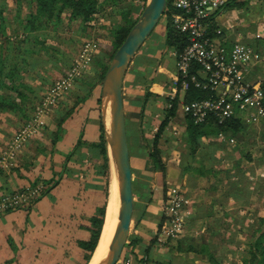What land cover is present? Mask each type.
Here are the masks:
<instances>
[{
    "label": "crops",
    "instance_id": "crops-1",
    "mask_svg": "<svg viewBox=\"0 0 264 264\" xmlns=\"http://www.w3.org/2000/svg\"><path fill=\"white\" fill-rule=\"evenodd\" d=\"M261 4L259 9L261 11L257 16L259 20L257 33L260 40L264 41V3ZM114 12L116 13L115 22H119L121 16L117 14L118 10ZM78 25L80 26V22ZM226 29L230 31L229 28ZM153 33L155 35V32ZM225 34L232 39L238 35L233 31L228 34L225 32ZM157 35L159 40L163 37L159 33ZM241 40L253 47L252 43L242 34ZM159 44L154 43L148 47L147 52L150 48L160 50L165 45ZM141 51H138L137 55L147 54V52L142 53ZM161 55L159 62L155 64L158 65V77L161 76L162 69H165V83H160V80L157 79L149 85V90L158 95V103L152 108V112L148 110L141 117L143 97L141 101H135L136 96L138 97L144 89L133 85L136 74L132 70L133 61L124 79L123 101L131 135L129 146L133 178L134 182L147 183L152 193L147 197H141L136 193L134 186L135 206L130 227V239L124 256L117 264H212L208 259L207 252L213 253L218 261L217 264H243L244 257L248 254L249 244L255 239L257 232L263 228L261 220L264 218V172L258 170L264 171V162L255 164L253 169H246L244 173L235 169L228 170L226 186L219 193L214 190V187L210 189L194 187L193 180L195 178L188 177L189 172L184 169L191 161L192 155H190L185 140L186 115L178 103L175 116L169 120L159 140L162 159L166 166L165 174L153 170L149 152L152 151V142L159 126L166 117V108L172 107L171 102L173 101L167 94L170 90L167 79L170 81V76L175 69V58L171 49L167 54ZM166 58L168 61L166 60V63L162 65ZM156 61L158 60L156 59ZM247 78L251 81H264V75L259 76L258 80L251 77V65L248 68ZM141 94L144 95V91ZM150 100L149 102H151ZM36 105L34 98L27 102L25 115L28 119ZM88 105L91 107L88 108ZM87 106L64 121V131L57 141L54 151L50 146V149L41 147V143H48L52 146V133L56 130L54 122L56 117L60 116L58 111H55L56 109L51 114L49 113L46 127L40 132L37 139L27 144L24 151L19 154L17 165L12 169L4 168L0 175V195L8 190L17 191L30 186L36 181L49 182L60 178L57 180V185L51 188L47 195L36 201V212L33 211L35 214L30 212L33 213L34 225L31 224L32 222L24 220L27 212L23 209L0 216V264H7L15 259L21 261L24 258L39 261V252L35 255L31 254L32 244L27 242L26 238H31L32 234L37 238L36 240H39L40 237L47 238L50 229L48 226H51L49 218L63 219L61 216L67 215V194L73 192L67 193V176L65 177L66 173H62L66 161L65 155L74 148L82 136L81 134H83L82 139L93 142L97 140L99 133L97 101H89ZM16 120L18 123V118ZM21 124L16 128H19ZM140 131L144 132V138ZM218 139L219 144L223 143L220 136ZM201 143L208 144V140L202 138ZM168 144L174 147L170 148ZM201 148V156H204L203 153L206 156L204 163L207 168L215 167L214 165L218 164L221 159L218 153L223 151L218 150L216 153H212L210 149ZM38 149L41 150V153L43 150L46 153L41 154L37 151ZM222 160L226 163L225 158ZM73 163L76 164L69 162L68 165L71 166ZM199 175L200 180L210 176L209 174ZM189 180L193 185H187ZM192 186L193 188H190ZM170 190H180L187 203L189 200L190 206L188 204L184 208L186 225L183 231L176 237H165L164 242L160 243L162 226L166 220L164 205L167 201L166 195ZM96 194L98 195V192L94 193V195ZM188 212L190 213L189 218L186 214ZM16 253L18 254L16 255Z\"/></svg>",
    "mask_w": 264,
    "mask_h": 264
},
{
    "label": "rangeland",
    "instance_id": "rangeland-1",
    "mask_svg": "<svg viewBox=\"0 0 264 264\" xmlns=\"http://www.w3.org/2000/svg\"><path fill=\"white\" fill-rule=\"evenodd\" d=\"M148 1L149 0H122L119 5L111 6L110 4H106L100 14L97 15V19H95L94 21V26L90 28H84L82 29V31L81 26H79L78 23H69V20L65 19L58 28L52 30V39L48 42L49 48L51 49L46 50L44 47L36 45V48L40 49L41 55H34L32 58H35L38 61L42 62V66L38 68V65H28L27 63H23L21 58L18 56L19 53H23L22 50L24 48H32V46L30 45L33 43H31L30 41L28 42V40L22 42V40H25L27 38H29V40H32V37L29 34L27 35L26 33H24L19 24L16 23L14 17V10L17 6H19L17 4V1L0 0V8H3L7 14L6 18L8 19V23L10 24L9 34L11 35V42H7L5 40V37L0 38V59L1 57L5 60L15 58L14 60L18 62L20 66L29 68H26L22 71L23 75H25L23 81L29 88L28 90H26L27 94L29 95V98H34L37 104V108V106L43 102L49 86H51V84L57 78L66 77L68 72L71 71L72 68L77 64V61L81 59V53L83 49H85L84 46L86 45V43L91 42L93 48L95 44V48L90 60L85 64L83 70L74 78L70 88L66 91L64 95H62L61 100L55 105L54 109L50 110L49 113L51 114V112L56 109L55 111H58V114L60 115L56 117L57 119H55L54 122L55 129L57 130L59 126V121L63 116H66L63 118L67 120L75 112L81 111L86 108L87 103L89 101L92 102L93 100L98 101L99 99H101L100 104L98 105L97 103L96 109L98 110V113L103 116V80H101L100 82L99 73L101 69V64L109 65L112 60L110 59V57L113 53V45L109 36L111 26L115 23L116 13L114 11L118 10L119 12L120 8H122L123 6L127 7L128 5H137V9L132 15V17L137 20L139 19ZM261 3H264V0H247V3L243 6L226 7L224 13L220 18V21L218 22L219 27H221L227 34L232 31L236 34L238 33V35L242 34L248 41L252 43L255 49V54L251 62V77L255 78L254 80H258L259 76L264 75V41L260 40V37L257 33V26L259 21L257 16L259 11H261L259 10L262 5ZM29 5V0H22L20 7L22 8V10H24V15L26 14V12L29 11ZM118 12L117 14H119ZM166 25V15H164L154 30L155 35H153V33L152 36H150L146 40L143 45L144 47L142 46L143 49H140L139 52L141 50L142 53L147 52L148 47H150L154 43H161V45L165 44ZM226 28H229L230 31H227L228 29ZM17 30H19V33H17ZM157 33L163 36L160 40L157 37ZM155 50L157 51V58H154L158 60L156 62H159V59L162 56L161 54H167L169 48L163 45L160 50H157V48ZM134 59L135 57L133 58V60ZM166 60L168 61V58H166L165 61L163 60L164 63L162 62V65L166 63ZM131 65L132 62L130 66ZM164 72L165 69H162L161 76H157V79L160 80V83H165L166 75L164 74ZM126 74H128V71ZM168 83L170 86V81L167 79V84ZM147 84L148 86L142 88L144 90H142L141 93L144 91L145 94V91L149 88L151 82H147ZM141 93L138 95V97L136 96L135 101H141L142 97L144 96ZM81 97L83 98L81 99ZM150 99L151 102L148 101L145 112H147L148 110L152 112V108H154V106H156L158 103V99L155 96H152ZM87 107L90 108L91 105H88ZM36 108L34 109L32 115L29 116V119L27 120L28 122L32 119ZM128 109H131L130 106ZM69 110H71L72 113L69 117H67V112ZM48 114L43 117V121L45 123L41 129V132L47 125V116L50 115ZM144 114L141 115V117L144 116ZM17 118L18 123H16ZM24 119L25 113L23 115L21 112L15 113L0 111V160L2 159L4 160L5 164L7 162L9 164L8 167L2 166L3 168H14L19 160V154L24 151L27 144L32 142L34 139H37V137L39 136L38 134L33 138L28 139L27 142L24 144L23 148L20 150V152H17L18 150L15 152L13 149L9 148V144L14 139L15 134L18 133V131L21 130L25 124L28 123L25 122ZM20 124L21 126L19 128H16V126ZM106 124V128H108V125L111 124V118L109 114H107ZM247 124L248 125L246 134L239 137H235L234 143L226 142V144L223 145L225 147V150H223V152L218 153L221 157L220 162L214 165L215 167H212L219 172L218 175L215 177V175L209 174L210 176H206L205 179L200 180V175L195 170H191L188 173V177L192 179L195 178V180H193L194 185L192 184L191 180L187 182V185L191 184L197 189H210L214 187V190H217V192L219 193L223 191L224 187L226 186L228 180V170L237 169L239 166L238 164H240L241 168L244 170L250 168L253 169L255 167V164H261L262 162H264V125H256L250 123ZM50 125L53 126L52 123H50ZM56 130L52 133V139ZM79 139H81V137ZM217 141H219V139ZM41 144V147L43 148L46 147L50 149L51 147V145H48V143ZM169 147L171 148L174 146ZM37 151L41 153L40 149H38ZM78 151L80 152L79 155L78 153H76L74 156L76 159H79V161H74L76 164L73 163L71 166L68 165L67 173L65 174V177L67 176V193L73 192L72 194H67V215L61 216L64 220L57 218H49L51 226H48V228H50L48 231L50 236L47 235V238L40 237L39 240H36L37 238L33 234L31 235V238H26L27 242L32 244L31 254L35 255L39 252V261H32L29 258H24L21 261H19L18 259L9 261L7 264L80 263V256L78 253V241L86 237L90 216L94 212V210H96L99 206V204H96L99 197L97 194L94 195V193H97V190H100L102 188L104 178L102 176V172L101 174L98 173L100 158H98L97 154L93 151V149H91L90 146L84 142L81 144L80 149ZM13 152L14 155H12ZM42 153H46V151L43 150ZM246 153L251 156V160L247 159V156H245ZM202 155L205 156V153H203ZM222 158L226 159V163L223 162ZM85 159L86 161L84 162ZM197 159H191V161H189V163L195 168L196 166L201 164V162H199ZM1 165L2 164L0 163V166ZM116 166L117 165L111 157L109 177L110 183L112 182L111 177L113 167L115 169L114 171L116 172L118 182ZM261 168H263V166H261ZM258 171L262 173L264 172L262 170ZM193 186L190 188H193ZM34 187L36 186L34 185L31 188ZM10 192L11 190L6 191V193ZM41 194H43V191H41ZM45 195H47V193H44L42 197ZM58 196L60 197L61 193ZM188 204L189 200L187 205ZM36 205L37 202H34L30 205L29 208L23 209L27 212V215L24 220L29 223L32 222L31 224L33 225L34 222L32 219V214H35L36 212ZM31 211L35 212L30 213ZM186 214L189 218L190 213L188 212ZM65 221L66 223H64ZM170 241L168 242L170 243ZM125 252L126 247L124 249L122 257L124 256ZM17 254L18 253H16V255ZM95 261L96 260H94V262ZM94 262H92L91 264H95Z\"/></svg>",
    "mask_w": 264,
    "mask_h": 264
},
{
    "label": "trees",
    "instance_id": "trees-1",
    "mask_svg": "<svg viewBox=\"0 0 264 264\" xmlns=\"http://www.w3.org/2000/svg\"><path fill=\"white\" fill-rule=\"evenodd\" d=\"M17 6L14 10L16 23L22 28L23 32L27 35L29 34L32 37V40L29 38L22 40L25 42L30 41L32 48L26 47L22 51L23 53H19L18 56L21 58L23 63H27L28 65H38V67L42 66V62L38 61L35 58H32L34 55H41L40 49L36 48V45H40L44 47L46 50L49 48V41L52 39V30L58 28L65 19L69 20V23L72 22H80L81 30L84 28H89L94 26V21L97 19V15L100 14L102 9L106 4H110L111 6L119 5L122 0H29V11L26 14H23L22 8L20 4L22 0H16ZM168 9L166 10V35H165V45L167 48L171 50H176L180 52L186 44L185 36L181 34L174 26L170 14H171V0H167ZM247 3V0L236 1L231 0L228 4V7L235 6H243ZM137 5H128L127 7L123 6L119 10V15L121 16L119 22H115L110 29V39L112 42V50L113 53L110 59L113 58L115 52L122 45L124 40L126 39L128 33L131 28L137 22L136 19L132 17L133 13ZM7 14L3 8H0V38L5 37L7 42H11V35L9 34L10 24L8 23V19L6 18ZM218 24L214 25V28H218ZM19 30H17V33ZM154 32V31H153ZM153 34V33H152ZM151 34V35H152ZM33 35V36H32ZM142 49V47H141ZM156 48H150L147 54L141 56L136 55L133 60L132 70L136 72L135 78L133 81V85L139 88H145L148 86L147 82H154L157 80V65L156 58H152L156 55ZM13 59L5 60L1 57L0 59V111L1 112H21L23 115L25 113L27 102L30 100L29 95L26 90H28V86L24 83V77L22 71L28 67H23L18 64ZM108 64H101V69L99 73V80H103L104 75L108 69ZM158 95L153 94L149 88L146 89L145 94L143 96V102L141 106V115L144 114L145 109L147 108V103L150 97ZM208 93L192 88L188 91L186 100H192L193 98H203L207 97ZM83 97H81L82 99ZM101 99L97 101L98 105L100 104ZM172 107L166 108V117L161 122L159 126V130L155 135V138L152 142V151L149 152V159L151 160V166L154 171H160L165 174L166 166L162 159V149L159 146V140L161 137V133L164 130L165 126L169 123V120L175 116L177 108H178V99L173 100ZM69 110L67 112V117H69L72 111ZM66 117V116H63ZM61 118L59 121L58 129L56 130L53 139H51L52 149L54 151V147L57 141L61 138L62 133L64 131V121L65 118ZM25 122H28V118L25 115ZM187 121V129H186V143L188 149L190 150V155H192V159L195 160L198 157V161L201 162L196 168L190 163L184 167L185 171L190 172L191 170H195L198 174H213L215 177L218 175V171L214 168H207L204 163L206 156H201V147L210 149V152L216 153L218 150H225L224 144L229 143L231 138L239 137L246 134L247 123L243 120L242 117H233L227 120L225 123L220 124L216 119L210 118L208 122L203 124H197L194 120L188 116H186ZM98 138L96 141L88 142L82 139L83 134H81V139L78 140L77 144L74 148L69 151L66 156V161L63 166L62 173H67V166L69 162H78L79 159L75 158V154L78 153L82 143H87L91 149L97 154L98 158H100L99 164V174L102 172L103 183L102 188L98 189V201L96 204H99L96 210L91 214L90 219L88 221L87 234L85 238H82L78 241V253L80 263L78 264H89L91 261L93 254L97 248L99 243L107 211L108 205V197H109V188H110V152L108 147V142L106 139V128L104 124L103 117L99 114V123H98ZM127 132H128V140L131 142L130 130L128 128L127 123ZM220 133H223L226 136L225 140H222L223 143L219 144L217 142V138ZM142 137L144 138L143 131H140ZM207 139L208 144H202L201 139ZM214 155V154H213ZM247 159L251 160V156L247 153L245 154ZM212 157V155H211ZM217 159V158H216ZM86 159L84 160V162ZM81 163V161H80ZM238 168L235 169L238 172L244 173L246 170L242 169L240 164H238ZM241 168V169H240ZM4 168L0 166V175L3 173ZM57 181H36L32 184V186H42V191L44 193H48L51 188L56 185ZM31 186V185H30ZM31 186V187H32ZM135 191L140 196L147 197L151 192V188L147 183L140 184L139 181L134 182ZM29 187V186H28ZM25 188H22L17 191H24ZM17 191H11L10 193H14ZM43 194H39L32 199V202L25 207L18 209L7 210L5 213H9L19 209L29 208L30 205L40 198H42ZM1 214V215H3ZM0 215V216H1ZM261 224L263 228L259 230L255 236V239L249 244L248 254L244 257L243 264H264V218L261 220ZM128 245V243H127ZM126 245V246H127ZM204 251V249H202ZM207 251V249H205ZM207 256L209 261L212 264H217L218 261L213 256L212 252H207Z\"/></svg>",
    "mask_w": 264,
    "mask_h": 264
},
{
    "label": "built area",
    "instance_id": "built-area-1",
    "mask_svg": "<svg viewBox=\"0 0 264 264\" xmlns=\"http://www.w3.org/2000/svg\"><path fill=\"white\" fill-rule=\"evenodd\" d=\"M230 1L171 0V20L175 28L185 36L186 44L180 52L172 50L175 69L170 76V90L167 94L171 100L178 99L185 115L197 124L206 123L210 118L223 124L240 116L247 123L264 125V81H251L247 78L255 54L253 47L242 41L241 35L232 39L221 27L214 28ZM84 48L81 59L67 76L57 78L49 86L32 119L15 134L9 144L10 149L20 152L28 139L40 134L45 123L43 117L54 109L74 78L83 70L95 44L93 48L92 43L87 42ZM192 88L203 90L208 96L187 101V93ZM219 136L221 140L226 139L223 133ZM234 140L231 138L229 142L234 143ZM0 161L1 166H9L8 162L5 164L4 160ZM41 191V185L34 188L29 186L22 192L0 195V215L7 210L29 205ZM166 196V220L162 226L160 243L164 242L165 237L178 236L186 225L184 208L187 200L182 192L170 190Z\"/></svg>",
    "mask_w": 264,
    "mask_h": 264
},
{
    "label": "water",
    "instance_id": "water-1",
    "mask_svg": "<svg viewBox=\"0 0 264 264\" xmlns=\"http://www.w3.org/2000/svg\"><path fill=\"white\" fill-rule=\"evenodd\" d=\"M167 7V0H149L147 2L139 19L115 52L103 78L102 117L105 128L107 127V114H109L113 122L110 132L106 128V139L110 157L113 158L117 165L120 207L115 232L111 241V251L99 264H117L120 261L129 241L135 206L133 168L123 101L125 75L133 58L166 13Z\"/></svg>",
    "mask_w": 264,
    "mask_h": 264
},
{
    "label": "bare ground",
    "instance_id": "bare-ground-1",
    "mask_svg": "<svg viewBox=\"0 0 264 264\" xmlns=\"http://www.w3.org/2000/svg\"><path fill=\"white\" fill-rule=\"evenodd\" d=\"M113 126V122L111 120V124L108 125V132L111 131ZM114 167L112 168V177L109 188V203L107 205L105 223L103 227V232L101 234V238L99 244L93 254V257L90 261V264L94 263L98 264L104 258L108 256L111 251V241L115 232L117 217L119 211V191H118V182L116 172L114 171Z\"/></svg>",
    "mask_w": 264,
    "mask_h": 264
}]
</instances>
